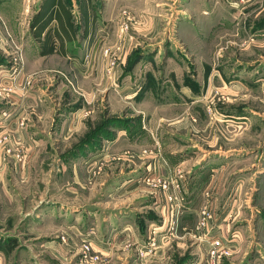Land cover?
Here are the masks:
<instances>
[{
	"label": "rangeland",
	"instance_id": "1",
	"mask_svg": "<svg viewBox=\"0 0 264 264\" xmlns=\"http://www.w3.org/2000/svg\"><path fill=\"white\" fill-rule=\"evenodd\" d=\"M154 1L171 0L93 1L107 23L102 43L82 42L75 69L63 60L50 71L47 118L23 105L37 80L13 74L33 48L21 38L38 0H22L16 33L0 13V95L17 94L15 125L30 143L10 139L16 112L1 101L0 147L14 162L0 180L4 264H207L205 236L228 201L223 228L238 241L222 264H264V9L173 12L155 44L136 28ZM198 15L203 39L194 48L176 38L175 25ZM166 56L175 73H165ZM146 95L157 100L143 109ZM190 186L203 193L200 204L187 201ZM203 209L214 218L205 227Z\"/></svg>",
	"mask_w": 264,
	"mask_h": 264
},
{
	"label": "crops",
	"instance_id": "2",
	"mask_svg": "<svg viewBox=\"0 0 264 264\" xmlns=\"http://www.w3.org/2000/svg\"><path fill=\"white\" fill-rule=\"evenodd\" d=\"M93 1L95 0H75V9L73 10L72 5L68 4L67 0H38L37 5L33 8V14L29 19L27 33L24 36L25 38H21L27 39L29 43L33 44V48H28L29 46L26 47L24 53L26 66L24 69H21L19 72L13 74H16L17 77H22V75H24L25 79L30 77L37 80L34 82L35 88L33 89L32 94H29L28 97L24 96L22 101L25 107L32 104L35 105L37 107V115L39 118H47L51 116V107L48 97V95H51V92H49L50 90L47 89V87L54 81V79L49 77L51 75L50 71L56 69L58 64L62 63L63 60L69 61V63H67L70 65V67L67 68V70L78 66V58L80 55L82 42L85 41L87 46L91 47L92 49L98 48L102 43L101 39H98V33L103 32V28L107 25V23L102 16L104 11L102 12V9L93 6ZM21 2L22 0H12L11 2L5 3L4 0H0V13L2 12L3 18L8 23L9 28L15 33L16 31H14L12 27L16 25L12 26L11 23L17 16L16 12L21 9ZM9 4L11 5L8 6ZM207 4H209L211 9L214 6V10L216 9V11L219 12H235V10H242L245 8L248 10V8H252L253 5V8H256L255 5H258L257 7L264 9V0H171L168 1V6H157V2L154 1L152 5L148 3L147 7L148 11L151 12V15L149 14L147 18H144L143 22H139V25L136 26V28H138V33L141 35V37L147 40L148 43L156 44L159 42V40L165 39L164 37H167V31L162 32L161 29L164 30L166 25H163V23L168 22L173 12H176V15H179L178 13H186L187 11L207 12L206 10H210V8L207 9ZM160 10L169 12L168 14L166 13L167 16L165 17L167 18H164V16L161 15ZM139 17L142 18L141 15ZM198 17L199 15L195 18L197 23H192L182 17L179 19L180 21L176 23L175 30L179 32V34L177 35L178 37L175 35L174 36L177 39L182 38L180 40L178 39L181 43L191 44L199 42L200 39H203V37L195 32V28L199 24ZM15 22H18V17L16 18ZM183 27H191V30L193 31L189 29H185L186 31L182 30ZM182 32L184 34H182ZM191 46L194 47L192 44ZM194 51L197 56H200L198 50ZM162 53L163 52H160L163 57L164 54ZM201 57L205 58V56ZM165 59V73H175L176 67H179V65H177L178 63H176L174 60H172V62H168L169 59H173L172 56H166ZM6 74L7 73L4 75ZM13 74L10 75L9 72L7 75L13 77ZM75 74L77 73L75 72ZM11 81L2 85L4 87L10 88L9 86L12 83ZM82 82H86V80L82 78L80 83ZM90 86L91 85L89 84L86 88H90ZM183 92L185 93L186 98H188L187 89H184ZM150 100L157 99L146 95L144 99L140 101V106L143 109L148 107L150 105ZM1 101L5 104L3 105L4 110L11 113H13L14 110L16 112L17 107L15 108L14 105L18 101V96L12 91V88H10L8 91H4V93L0 95V102ZM168 106L173 105L170 104ZM20 113L21 110H18L16 114L14 113L12 122H14L13 124L16 129L9 133V136L12 141L18 140L22 146L27 147L30 145L29 141L27 140V131L24 130V128H17L15 125L17 118L21 116ZM166 115L168 117L165 118H170L172 117L173 113L170 112ZM153 118H157V116H148V119L151 121ZM8 146H11V142L8 143ZM4 150V147H0V180H2L3 176L7 175L8 172L10 173L12 170L14 172V162L12 164L10 160L11 156L5 154ZM133 180L135 182L133 181L131 184H129V186L137 187V180ZM211 186L214 188L217 186V189H220L218 184ZM196 192L197 191L195 188L190 186V197H187V201L200 204V202H202L203 198L205 197L201 191L198 194H196ZM239 192L240 186L237 187V193ZM242 193L246 195L244 201H250L251 197L248 196V192H240V195ZM227 203H229V201ZM194 211L196 212V209H191L190 212L195 213ZM0 264H4L1 259Z\"/></svg>",
	"mask_w": 264,
	"mask_h": 264
},
{
	"label": "built area",
	"instance_id": "3",
	"mask_svg": "<svg viewBox=\"0 0 264 264\" xmlns=\"http://www.w3.org/2000/svg\"><path fill=\"white\" fill-rule=\"evenodd\" d=\"M153 179L149 175L145 178L146 182H150ZM168 184H163L162 188L170 192V187L168 188ZM172 194H168V199L171 200ZM233 205V202H229ZM230 204L226 206L227 211L223 213V218L221 220H217L213 222V214L209 209L202 210V218L199 222L200 226H206L208 223L213 222V227L208 231V234L205 236V244H206V254H207V264H222V261L231 257L233 252L236 249L237 241H238V233L233 232L230 237H226V231L223 228L224 218L229 216L231 208ZM154 244V243H153Z\"/></svg>",
	"mask_w": 264,
	"mask_h": 264
}]
</instances>
